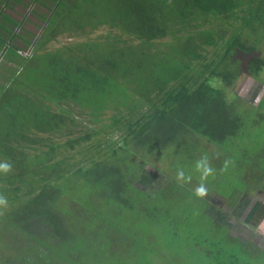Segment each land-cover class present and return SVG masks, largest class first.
Instances as JSON below:
<instances>
[{
    "label": "rangeland",
    "instance_id": "1",
    "mask_svg": "<svg viewBox=\"0 0 264 264\" xmlns=\"http://www.w3.org/2000/svg\"><path fill=\"white\" fill-rule=\"evenodd\" d=\"M18 1L20 4L15 5V11L23 12L27 8L25 18L36 25L16 28L8 16L2 20L4 23L0 22V52L2 44H6L3 46V62L0 63V100L5 101V104L9 101V107L0 108V112L8 115L9 111L14 119L8 122L9 118L5 115L3 121L1 116L4 132L11 131L15 138L17 128L20 129L22 168L26 170L22 182H11L8 189H2L8 205L0 208V257L15 259L17 254L22 258L19 264L31 261V264H264V253L251 251L241 241L233 240L232 232L228 233L226 227L215 220L217 217L221 224L224 223L227 213L223 211L233 200L240 197L238 208L242 212L244 196L256 199L264 190V69L256 79L241 75L230 89L231 92H227L228 102H235L232 112L241 117V128L235 138L221 146L209 144L205 138L192 131L178 135L166 146L159 139L156 141L159 147H155L151 140L145 138L146 141L141 140L144 145L137 146L131 140L126 142L123 139L128 134V138L131 137L130 125L127 123L124 124L126 131H107L108 136L112 135L111 142L106 146L107 155L98 158L99 162L92 164L84 156L93 143L83 144L81 155L78 150L70 155L75 156L72 163L79 165L77 169L82 168V173L77 174L76 169L65 174L63 171L66 166L58 164L52 170L58 172L55 179L59 175L65 177L51 181L43 175L42 169L38 170V174L37 170H33L44 157V150L39 145L32 147L35 137L43 138L42 134L35 131L36 125L32 124L35 117L46 110L40 95H48L43 91H55L59 84H68V66L65 63L70 61L73 66L76 59L73 55L65 54L66 50L76 53L92 47L89 52L94 58V53L102 54L106 49L114 53L118 45L116 40L107 38L111 30L101 28L93 32L85 30L76 37L58 36L56 41L47 46V51L34 55L31 54V48L20 50V47L26 46H19L22 45L19 42L29 41L25 31L34 33L38 38L42 33L40 26H46L38 18L45 23L51 19L37 16V13H47L39 8H44L43 5L46 6L50 0ZM6 2L14 5L15 1ZM100 8L98 20L90 19L92 12L89 14L87 8L84 17L81 15L82 19L71 11V14L60 18V23L67 28L68 23H85L88 26V23L117 21L115 15L108 12L107 3H101ZM9 15L14 17L10 12ZM37 26L38 29H34ZM120 38L126 43L130 40L126 35ZM86 44H89L88 47ZM174 45L186 48L187 37L177 43L170 40L169 44H161L159 50L171 53L172 49L175 50ZM213 49L205 47L208 56ZM257 53L264 57V36ZM7 63L10 68L6 67ZM141 78L138 73L132 76L134 81H140ZM147 81L153 84L152 78ZM102 86L100 88L108 92L111 88L119 89L113 83L109 87ZM146 86H135L134 92L147 89ZM115 97L108 105L109 110L113 111L105 113L101 124H95L90 112L84 108L70 103H60L59 107L71 112L76 124L83 126L81 134L91 127L110 126L111 117L119 110L122 113H116L114 120L123 119L120 122L123 125L124 120L128 119L123 116V110L131 105L134 116L137 105L147 109L139 100ZM59 107L51 106L52 112H60ZM30 117L34 118L29 120ZM73 131L75 136L79 132ZM105 139L107 137L102 136L95 140L102 146ZM59 140V137L53 139L56 143ZM65 153L70 154L68 151ZM60 156L58 154L57 158ZM202 157H207V163L214 169L213 174L203 181L201 173L195 168L196 162ZM35 158L41 161L36 163ZM178 170L191 175V181H178ZM11 173L14 176L18 174L12 170ZM201 183L207 189L203 197L195 194L196 187ZM43 186L48 187L42 192ZM31 202H35L36 211L47 222V229L50 230L46 231L54 235H51L52 240L48 243L53 253L47 254L46 258L40 254L44 248L41 247V241L48 242L50 239L42 233L41 241L36 242L33 241L35 236L32 240L26 235L30 232L25 226L33 219L28 217L30 213L27 209Z\"/></svg>",
    "mask_w": 264,
    "mask_h": 264
},
{
    "label": "trees",
    "instance_id": "2",
    "mask_svg": "<svg viewBox=\"0 0 264 264\" xmlns=\"http://www.w3.org/2000/svg\"><path fill=\"white\" fill-rule=\"evenodd\" d=\"M14 1V5L9 4L6 7H9L18 18L20 17L17 21L19 25L10 20L15 27L25 28L26 25L30 27L29 24L36 25L25 18L26 7L20 12L21 15L14 10L15 5L20 4V1ZM50 1H47L46 6L43 5L44 8H41L42 6L39 8L47 13H37V16L41 15L45 20L51 19L49 23H45L38 18L41 23L46 24L39 28L40 31L42 30L41 35L37 38L34 33L26 30L29 41L17 39L22 41L20 46H26L23 47L24 51L31 48V54L34 55L36 52L47 51V46L56 41L58 36L75 35L76 37L81 36L80 33L85 30L93 32L101 28L111 30L112 36L110 34L107 38L116 40L118 46L114 53L112 49V51L106 49L102 54L94 53V58L90 55L89 49L92 50V47H88L89 44L85 45L88 48L84 52L73 53L69 49L66 50L65 54L73 55L76 59L73 66L70 61L65 63L68 66V84H59L52 92L43 91L48 95H40L42 97L40 101L46 110H42L32 123L36 125L35 131L43 135V138L35 137L32 143L33 148L39 145V148L44 150L40 166L36 165L33 169L37 170V174L38 170L42 169L43 175L51 181L53 179L57 181L65 177L59 175L55 179L58 172L54 173L52 170L58 164L66 166L63 171L65 174L70 173V170L75 171L79 165L72 163L75 156L70 155L76 150L81 155L83 144L93 143V147L87 150L88 155L84 154V156L92 164L99 162L97 159L107 155L106 146L111 142L112 135L108 136L107 131L112 129L126 131L124 124L127 123L130 125L131 137L128 138L129 134L124 137L121 134V136L124 141L131 140L137 146L144 145L141 142L144 138L151 140L155 147H159V143L156 142L159 139L164 142L163 146H166L178 135L190 131L205 138L209 144L220 146L237 136L241 128V117L232 112L235 102H228L226 94L231 92L230 89L232 90L241 75L256 79L264 69V57L257 53L264 36V0ZM101 3H107L108 12L110 15H115L116 22L102 21V23H88V26L85 23H68L67 28L60 23V18L71 14V11L77 13L75 14L77 18L82 19L81 15L86 14L87 8L89 14L92 12L90 19L98 20ZM49 4L51 5L48 6ZM25 5L27 6L26 3ZM22 17L25 19L23 20ZM121 35L130 38L128 43L121 40ZM184 37H187L186 48L174 45L175 50L172 49L171 53H162L159 50L161 44H169L170 40L177 43L183 41ZM167 38L169 39L166 40ZM206 46L214 48L210 56L205 52ZM152 57H154L153 62ZM137 73L142 77L140 81L132 80V76ZM149 78H152L153 84L148 83ZM111 83L119 89L111 88L108 92L100 88L101 85L109 87ZM146 84L147 89H139L141 93L139 90L134 92L135 86L142 87ZM115 96L139 100L147 106V109L137 105L134 116L131 105L123 110L125 114L122 115L128 118L124 120L123 125L120 124L123 119L114 120L116 113L119 115L122 113V110H119L111 117L110 126L91 127L81 134L80 129L83 126L76 124L71 112L59 107L60 103L66 105L70 103L84 108L90 112L95 124H101L100 121L105 113L113 111L109 110L108 105L117 98ZM51 106L59 107L60 112H52ZM32 118L34 117H30L29 120ZM73 130H79L76 136ZM134 133L136 134L133 135ZM78 134L81 135L77 136ZM102 136H106L107 139L101 146L95 139ZM55 137H59L58 143L53 141ZM64 138L65 141L60 142ZM65 151L70 154H66ZM95 151H97L96 155L93 156ZM58 154L62 157L57 158ZM22 157L21 154L12 160V166L18 173L15 177L12 176V183L18 180L22 182L25 178L23 172L26 169L22 168ZM35 160L36 163L41 161L38 158ZM76 172L81 174L82 168L77 169ZM47 187H41L42 192ZM234 202L233 200L230 205ZM27 209L30 213L28 217H33L32 222L25 226L30 232H27V237L33 240L32 237L35 236L33 241L38 242L41 241L44 233L50 239L48 242L47 240L39 242L42 244L41 247H44L40 253L41 257L46 258L47 254L53 253L48 243L52 240L51 235H54L46 231L50 229H47V222L45 223L43 217L36 211L35 202H31ZM18 219L22 220L20 217ZM26 220L29 221L28 218ZM21 259L17 254L15 259L1 256L0 264H19L18 261Z\"/></svg>",
    "mask_w": 264,
    "mask_h": 264
},
{
    "label": "crops",
    "instance_id": "3",
    "mask_svg": "<svg viewBox=\"0 0 264 264\" xmlns=\"http://www.w3.org/2000/svg\"><path fill=\"white\" fill-rule=\"evenodd\" d=\"M4 1L0 0V22L4 23L2 22V20H4L5 18L7 19L8 16L9 20H12L14 23H17V21H19L20 19L10 10L7 9L5 3L9 5V2H6V0ZM9 12L12 13L14 17L9 15ZM2 45L5 46L6 44H2ZM3 46H1L2 48L0 52V63L3 62V57L5 55ZM19 46H16V48ZM22 49L24 48L22 47ZM6 67L10 68V65L7 63ZM0 82H1V78H0ZM5 107H9V101H6L5 104V101L1 102L0 100V108H5ZM0 114H1L0 129H2L1 116H3V121H4L5 119L4 117L6 114L1 112ZM6 116H8L9 118L8 122L14 120L12 119L9 111H8V115ZM20 147H21V138H20L19 127L17 128V131L15 133V138L11 133V131L4 132L3 129L2 131H0V162H8L12 165V160L14 159V157H18L21 155ZM12 171L17 172L14 166H12ZM12 176L14 175H12L11 171L7 174L0 173V192L8 189V187L12 185L10 184L12 182L11 179ZM4 193L5 191H3L2 195H4ZM244 197L245 198H243L242 201H244L245 203H244V207L242 206L243 209L242 212L239 211L240 209L238 208V198L235 200L234 204L230 205V209H233L234 212L231 211L229 217L228 218L226 217L227 224L225 226L226 227L225 229L228 230V233L232 232L233 240L241 241L244 245L248 246L251 251H255L257 253H264V230L257 228V225H259L262 221H264V190L263 192L261 191L260 195L257 196L256 199L249 196H244Z\"/></svg>",
    "mask_w": 264,
    "mask_h": 264
},
{
    "label": "clouds",
    "instance_id": "4",
    "mask_svg": "<svg viewBox=\"0 0 264 264\" xmlns=\"http://www.w3.org/2000/svg\"><path fill=\"white\" fill-rule=\"evenodd\" d=\"M195 168L198 172L201 173V180H205L207 177L211 176L214 172V169L207 163V157H202L195 164ZM12 170V165L8 162H0V173H9ZM176 178L178 181H183L188 183L191 181V175H186L183 170H178L176 173ZM207 189L203 183L199 184V186L195 189V194L199 197H203L206 195ZM8 200L7 198L0 194V208L7 207ZM258 229L264 230V221H262L259 225H257Z\"/></svg>",
    "mask_w": 264,
    "mask_h": 264
},
{
    "label": "flooded vegetation",
    "instance_id": "5",
    "mask_svg": "<svg viewBox=\"0 0 264 264\" xmlns=\"http://www.w3.org/2000/svg\"><path fill=\"white\" fill-rule=\"evenodd\" d=\"M259 103H260V101H259ZM255 105H257V104H255ZM239 199H240V197H238V201H239ZM223 204L226 205V203H223ZM230 204H231V203H230ZM230 204H229L228 206L225 207V209H227V210L223 211V213H225V214L227 213V218L229 217L231 211L234 212L233 209H230ZM215 220L217 221V223H220L217 217H215ZM222 220H223V219H222ZM226 220H227V219H226ZM226 220H224V223L221 221L223 224H221V223H220V224L226 226V224H227Z\"/></svg>",
    "mask_w": 264,
    "mask_h": 264
}]
</instances>
